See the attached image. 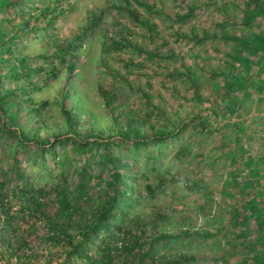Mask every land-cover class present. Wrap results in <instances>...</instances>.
Returning a JSON list of instances; mask_svg holds the SVG:
<instances>
[{
  "label": "trees",
  "instance_id": "trees-1",
  "mask_svg": "<svg viewBox=\"0 0 264 264\" xmlns=\"http://www.w3.org/2000/svg\"><path fill=\"white\" fill-rule=\"evenodd\" d=\"M63 1L68 2L0 0V142L9 146L5 153V165L0 167L2 263L10 264V258L5 253L11 255L14 246L19 247L7 237L17 220V216L10 215L9 211L13 198L21 212L38 215L46 228L37 235L32 225L21 241L36 243L39 240L44 244L60 245L63 258L55 264H75L76 260L86 264H189L196 261L195 255L163 256L158 254L157 249L175 241L173 239H204L212 237L213 233L190 226L176 233L162 232L158 240H146V228L158 225L161 229L159 220L164 216L156 214L155 222L151 223L130 218L141 197L138 180L146 179L145 173L136 170L140 158L145 159L148 167L157 166L164 146L176 137L180 138L182 132L190 128L196 137L210 138L216 134V147L227 159L225 186L230 192L224 190L222 203L228 207L225 198L231 197L233 201L226 212L220 213L218 209V218L212 220L219 231L217 233L223 232L230 246L228 251L221 253L219 260L226 262L231 255L241 252L246 257L242 264H264V117H248L253 107L257 110L263 106L264 110V0H238L236 3L231 0H176L177 5L184 9L182 13H166L163 0H158L159 7L149 0H115L99 16L93 13L88 23L66 45L54 42L55 57L63 64L67 62L71 73L63 83L60 97L54 100L65 125L64 130L58 128L55 132L41 120V112L49 100L41 102L32 97L33 92L45 85V80L36 77L39 69L29 61L31 58L51 57L21 54L19 44L34 39L41 30L49 35L55 28V22L66 11L61 5ZM209 4L223 15V20L217 22L224 26L223 30L204 29L196 33L191 27V34H179L176 28H172L174 26L171 29L187 41L193 39L194 46L207 39L237 41L239 47L235 53H225L230 57V68L227 73L223 72L226 90L218 96L222 106H207L203 111L185 118L168 112L163 100L154 101L146 88L129 80L127 73L111 64L105 54L132 50L146 57L164 56L158 50L137 44L129 27L118 31L120 29L112 26L110 21L106 22L111 26H107V30L109 28L114 33L104 35L101 43L103 52L98 59L100 67L95 70L97 77L92 83L104 113L95 112L93 103L89 104L93 101L88 100L79 89L80 79L72 76L77 71L76 62L65 59V56L74 57L82 40L90 35V29L101 21L107 10L127 15L132 23L141 26L147 38L152 41L157 39L165 45L156 21L143 16L139 7L146 14L164 15L172 23H179L192 19L197 9ZM11 13L14 16L11 17ZM231 23L239 27V34L227 30L226 24ZM170 53L175 55L174 48H170ZM174 57L181 58L183 70L172 72L169 77L182 75L192 89V98L199 103L211 102L210 98L200 93L205 76L197 75L193 68L202 69L196 61L198 54L195 62L191 63H187L180 53ZM129 62V59H122L124 69H129ZM47 73L53 75V68L46 72V76ZM103 75L114 79L110 88L103 87ZM7 81H13L14 85H9L11 82ZM120 91H132L137 100L121 99ZM24 102L28 105L23 107ZM138 105L141 107L138 108ZM141 108L146 111L142 112ZM226 141H233L235 147L229 148ZM68 144L75 158L72 156V164L65 165L62 157L56 160L59 155L56 147ZM196 155L201 156L202 153H195V148L187 143L180 146L174 158L195 160ZM32 166L38 167L40 176L28 180L26 169ZM94 179H98L95 185L99 186L95 193L91 192L95 186L91 184ZM172 179L178 181L177 178ZM187 180L191 187L198 185L193 179ZM42 181L45 184H41ZM48 181L52 184H47ZM48 185L52 187L46 191ZM157 186L162 189L164 181H158ZM144 187L147 193L153 195L155 188L151 184L145 183ZM202 189L211 193L207 185H202ZM49 191L53 193L50 202L47 201ZM49 203L51 210H48ZM224 215L226 225H220ZM171 223L177 225L180 222L175 220ZM184 224H187L186 221ZM118 242L121 243L118 245Z\"/></svg>",
  "mask_w": 264,
  "mask_h": 264
},
{
  "label": "rangeland",
  "instance_id": "rangeland-1",
  "mask_svg": "<svg viewBox=\"0 0 264 264\" xmlns=\"http://www.w3.org/2000/svg\"><path fill=\"white\" fill-rule=\"evenodd\" d=\"M115 0H68L61 3L62 7L66 9L64 13L60 15V19L55 22V28L48 35L44 31H39L35 34L34 39L26 40L19 44V51L21 54L27 55H39L51 57L46 58H31L29 59L32 66H37L39 69L36 77L40 80H45V85L41 90L33 92L32 97L36 101L49 100V104L43 108L41 112V120L47 123L49 128H54L55 132L58 128L63 129L65 127L63 118L59 113L58 104L55 103V99L60 97L62 92V86L65 80L71 76V73L67 69L68 63H61L54 55L55 43L58 42L61 45H66L69 40L79 32L82 26L88 23L89 18L95 13L100 15L101 11L114 2ZM150 2L157 3L158 0H149ZM165 4L166 13L179 12L182 13L184 9L177 3L176 0H163ZM198 1V0H195ZM200 1V0H199ZM206 1V0H205ZM235 3L238 0H231ZM230 1V2H231ZM240 6H242V1ZM139 12L143 16L150 17V19L157 23L159 28L160 37L163 43L157 39L150 40L145 36V32L139 24L132 23L127 15L117 13L115 10H107L103 15L101 21L90 29V35L86 37L80 43L77 48L74 57L66 55L65 59L73 60L76 62L77 71L72 74L76 79H80L79 89L81 93L87 97L88 100L93 101V108L95 112L102 114L104 108L97 97V90L92 83L96 80V73L100 66L98 59L102 56L104 35H111L114 32L109 30L111 26L106 22H113L112 26L121 29L123 27H129L134 33L133 39L137 44L143 45L148 49L158 50L164 57H146L143 54L136 53L135 51L128 50L120 53L113 51L105 54L106 59L110 61L115 67L121 69L124 73H127L129 80L138 82L141 87H144L151 94L154 101L163 100V106L168 112H174L179 117H190L193 114L203 111L207 106H213L217 108V105H221L218 101L219 93L224 92L226 88L223 86L225 80H223V74L229 70L230 57L225 53H235L239 47L235 40H223V39H207L203 43H197L195 46L194 40L187 41L182 37L173 33L172 28H176L179 34H191V27L194 28L196 33H201L204 29L212 31L223 30L224 26L217 24L223 20V15L218 13L213 5L209 4L207 7L199 8L196 10V14L192 19L188 21H182L179 23H172L164 15H152L146 14V11L139 7ZM222 15V16H221ZM10 16H14L11 13ZM114 21H113V20ZM173 24V25H172ZM227 30L234 34H239L240 29L234 24H226ZM107 26L109 27L107 30ZM107 30V32H106ZM239 30V31H238ZM124 31V30H122ZM143 35V36H142ZM55 42V43H54ZM174 48L175 55L172 56L170 48ZM177 53V54H176ZM181 54L187 63L195 62V56L198 54L197 62L200 63L202 69L193 67L197 75L205 76V80L202 83L201 95L205 98H210L212 101H204L199 103L196 98L191 97L192 89L189 83L184 79L182 75H175L169 77L172 72H180L183 70V64L181 58L174 56ZM17 54V53H16ZM189 54H193L192 56ZM169 55V56H168ZM122 59H129L131 63L128 70L124 69ZM41 67V69L39 68ZM53 68V75L48 74L49 69ZM221 70V72L219 71ZM225 72V73H223ZM46 78V79H45ZM114 79L108 75H103V87L110 88ZM9 85L13 86V81ZM118 87H122L119 86ZM219 89V92L217 90ZM242 94V91H239ZM120 98L135 101L136 96L132 91H120ZM237 95V93H235ZM214 102V104L212 103ZM217 104V105H216ZM28 103L24 102L22 105L27 106ZM141 106L138 105V108ZM248 110V108H247ZM144 112L146 109L141 108ZM246 112V110L244 111ZM264 117L263 106H259L257 110L252 108V111L248 115L253 119L257 117ZM101 125V122H98ZM106 121H104V125ZM65 129V128H64ZM63 129V130H64ZM85 132V130L83 131ZM202 136H195L190 128L182 132L181 137H176L170 143L164 146V153L161 155L157 162V166L148 167L145 165V159L140 158L138 164H136V170L146 174V179H139L140 195L138 203L136 204L133 212L130 214V218L140 220V222L151 223L155 222L156 214L164 216L163 219H158L162 224V228L157 226H148L147 239L146 240H158V236L162 232L168 234L176 233L177 231L186 229L187 227H194L201 229L202 231H208L213 233L212 237L208 238H191L184 237L182 239H173L175 241L161 245L157 252L158 254H164L163 256L183 254L185 256H197V260L190 262L189 264H242L244 261V253H234L226 262L219 260L222 252L228 251L230 246L226 240L225 234L219 232L216 228V224L212 221L218 218L217 213L220 209V213L230 209V204L233 201L231 197L225 198L228 207H224L222 198L224 190L230 192L226 188V175H227V159L220 153L216 147L217 135H213L210 138ZM226 141L229 148L235 147L233 141ZM189 143L195 148V153L201 152V156H197L195 160H184L174 158L177 155V151L183 144ZM9 146L0 142V167H4L6 152H8ZM59 153L56 160L63 161L65 165L74 161L72 148L68 145H59L56 147ZM118 153V150L115 151ZM63 154V155H62ZM221 154V156H219ZM73 156V157H72ZM46 158L49 159L50 155L47 154ZM75 158V157H74ZM47 161V160H46ZM30 164V162H29ZM23 165V169H24ZM38 167L32 166L30 169H26L28 174L26 177L30 180L36 179L40 176V172L37 171ZM146 171L144 172V170ZM32 170V172H30ZM94 173H97V169H94ZM55 176V173H54ZM177 178V180L172 178ZM55 178V177H54ZM187 179H193L198 185L191 187ZM98 179L91 181V184H96ZM164 181V187L161 189L157 186L158 181ZM181 180V181H180ZM57 181V178L54 179ZM145 183L151 184V187L155 188L153 195L147 193V189L144 187ZM41 184H45L42 181ZM47 184H52V181H48ZM202 185L206 186L211 193H205L202 189ZM93 186V185H92ZM157 186V187H156ZM190 186V187H189ZM52 185H48L46 188L50 189ZM99 186L95 185L91 192L97 190ZM53 199L52 191H49L47 201ZM232 200V201H231ZM51 203H49L48 210H51ZM220 206L221 208H218ZM10 215L17 216V220L14 222L13 231L7 235L15 247L13 254L5 253L7 258H10V264H55L60 262L63 258V248L60 245L44 244V242L33 243L30 240H26L24 243L22 237L31 230L33 225L36 228L37 235H40L45 231L44 221L33 215L28 211L21 212L15 199L11 200ZM222 221H219L220 225H226V215L221 217ZM177 220L180 223L174 225L171 221ZM186 221L187 224H184ZM168 240V239H167ZM165 240V241H167ZM183 240V241H182ZM20 243V244H19ZM121 242H118L119 245ZM148 246V245H147ZM238 248V246H237ZM2 249V247H0ZM4 252V251H3ZM203 256H206L205 259ZM241 262V263H240ZM0 264L2 260H0ZM75 264H86L82 260H76Z\"/></svg>",
  "mask_w": 264,
  "mask_h": 264
}]
</instances>
